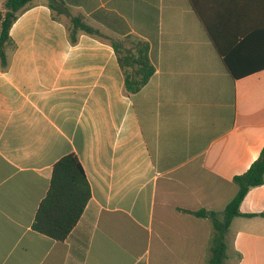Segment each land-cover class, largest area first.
<instances>
[{"label": "crops", "instance_id": "crops-1", "mask_svg": "<svg viewBox=\"0 0 264 264\" xmlns=\"http://www.w3.org/2000/svg\"><path fill=\"white\" fill-rule=\"evenodd\" d=\"M197 1L201 15L190 0H34L19 15L7 68L0 56V264H208L212 224L193 212L223 211L264 147V0ZM113 43L156 50L138 93ZM69 154L92 198L60 242L34 222ZM241 212L264 213V184ZM227 241L229 264H264V217L235 218Z\"/></svg>", "mask_w": 264, "mask_h": 264}, {"label": "trees", "instance_id": "trees-1", "mask_svg": "<svg viewBox=\"0 0 264 264\" xmlns=\"http://www.w3.org/2000/svg\"><path fill=\"white\" fill-rule=\"evenodd\" d=\"M34 0H6L0 11V56L4 68L8 67V50L16 45L11 38L10 31L13 24ZM194 10L202 14L201 5L197 0H190ZM50 7L59 10L58 0H50ZM73 27L93 37L101 38V33L93 27L75 18ZM72 43H77L78 37L70 29ZM120 65L125 73V88L128 93H138L155 73V53L150 55V46L140 44L136 52L123 49L113 43ZM234 182L238 192L227 207L220 212L200 210L193 212L200 218L209 219L212 224L211 255L208 264H228L227 234L232 222L237 217L253 218L259 214H244L241 205L248 192L264 184V147L259 157L243 174L236 175ZM92 198V188L85 169L76 154H69L61 158L53 168L50 189L37 211L34 229L57 241H66L72 231L81 221L84 211Z\"/></svg>", "mask_w": 264, "mask_h": 264}, {"label": "water", "instance_id": "water-1", "mask_svg": "<svg viewBox=\"0 0 264 264\" xmlns=\"http://www.w3.org/2000/svg\"><path fill=\"white\" fill-rule=\"evenodd\" d=\"M77 31L75 30L74 33H76Z\"/></svg>", "mask_w": 264, "mask_h": 264}, {"label": "rangeland", "instance_id": "rangeland-1", "mask_svg": "<svg viewBox=\"0 0 264 264\" xmlns=\"http://www.w3.org/2000/svg\"><path fill=\"white\" fill-rule=\"evenodd\" d=\"M229 264V263H228Z\"/></svg>", "mask_w": 264, "mask_h": 264}]
</instances>
